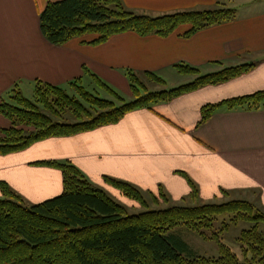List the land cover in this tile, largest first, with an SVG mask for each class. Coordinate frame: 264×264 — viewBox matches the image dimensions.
Returning <instances> with one entry per match:
<instances>
[{
    "label": "crops",
    "instance_id": "obj_1",
    "mask_svg": "<svg viewBox=\"0 0 264 264\" xmlns=\"http://www.w3.org/2000/svg\"><path fill=\"white\" fill-rule=\"evenodd\" d=\"M57 1L61 0H0V103L16 85L21 90L41 81L66 88L84 77V67L131 101L128 72L139 76L149 90L159 92L198 78L180 74L176 68L180 64L198 69L200 76L232 66H256L229 82L132 111L116 124L43 140L0 156V181L36 205L63 192L62 172L39 163L70 162L104 191L121 194L105 183L108 176L132 184L150 198L162 187L172 200H182L192 193L183 175L187 174L198 188L197 199H243L264 212V109L222 108L198 126L204 106L264 91V7L253 10V3L243 4L244 13L234 21L189 39L184 34L191 26L184 25L167 38L127 32L96 46L86 43L98 35L55 46L43 36L40 14L48 3ZM190 1L195 4L169 10L128 9L157 17L226 8L220 0ZM145 73L155 74L166 85L150 81ZM84 82L92 79L85 76ZM9 128L11 122L0 115V129Z\"/></svg>",
    "mask_w": 264,
    "mask_h": 264
},
{
    "label": "trees",
    "instance_id": "obj_2",
    "mask_svg": "<svg viewBox=\"0 0 264 264\" xmlns=\"http://www.w3.org/2000/svg\"><path fill=\"white\" fill-rule=\"evenodd\" d=\"M235 19V11L228 8L150 17L129 10L123 0H61L47 4L40 14V25L43 36L55 46L98 35V39L86 43L96 46L127 32L167 38L184 25L191 26L184 34L189 39L207 28ZM255 66H232L200 76L198 69L180 64L176 66L180 74L198 78L190 84L159 92L149 90L139 76L128 72L131 102L85 67L84 77L70 82L66 88L36 81L32 100L16 85L0 103V115L12 124L9 129H0V156L24 151L43 140L72 137L116 124L132 111L229 82L251 72ZM85 76L105 90L113 101L91 92L85 86ZM145 76L166 85L155 74L145 73ZM222 108L264 109V91L204 106L198 126L204 125ZM39 164L62 172L63 192L58 197L28 206L8 183L0 181V264H264V212L253 202L236 199L222 204L171 206L130 214L127 207L92 184L72 163ZM183 175L192 189L190 197L196 200L198 188L187 174ZM104 181L135 205L149 206L144 193L132 184L108 176ZM222 193L227 194L224 190ZM151 200L156 204L169 202L162 187L158 195L151 194ZM226 214L232 215L230 224L249 222L254 225L240 237L244 262L222 242L221 235L230 228L229 223L222 224L220 233L211 236L206 233L219 216ZM181 226L206 240H215L219 257H185L181 251L188 248L187 244L166 236Z\"/></svg>",
    "mask_w": 264,
    "mask_h": 264
},
{
    "label": "rangeland",
    "instance_id": "obj_3",
    "mask_svg": "<svg viewBox=\"0 0 264 264\" xmlns=\"http://www.w3.org/2000/svg\"><path fill=\"white\" fill-rule=\"evenodd\" d=\"M123 1L127 8L141 7L144 9L154 8L158 10L176 9L178 7L192 6L195 4V1H190V0H123ZM262 2H264V0H220V3L221 4L223 3L224 7L235 10L236 15L238 16L244 13V9L241 5L253 3L252 5L253 10L255 9L260 10L262 7H264V3ZM85 86L91 92L99 94L100 98L113 101L112 97L106 92L99 90L96 84H93L92 82H88L85 84ZM21 92L24 96L28 97L29 99L31 100L34 99L35 84H33V88L25 87L21 89ZM131 99L132 98H129V100ZM105 192L108 195H110V197L113 198L116 202L127 207L130 214H139V213L156 210V209H166L171 206H197L201 204H222L228 201V199H221V198H215V199L208 200V201H202L201 198L197 200H193L190 196L182 200H172L170 196H168V194L166 193V195L169 198V202L156 204L148 196L149 194H144L146 196V199L149 201V206L141 208L137 205L130 204L128 198L126 199L121 194L116 195L114 194V192L109 191V190H106ZM26 205L31 206L32 202L28 200ZM231 217H232L231 214L219 216L214 227L210 230H207L206 233L210 236L213 234L220 233L222 224L229 223V220ZM253 226L254 225L249 222H242L238 225L230 224V228L221 235L222 242L226 246H228L232 250V252L236 254L243 262H244V258L242 255V244L240 243V237L244 230H249ZM166 236L168 238L169 237L179 238L187 244L188 248L181 251V253L185 257H188V258H193V257L217 258L219 257L218 243L215 240H206L202 238L197 232L191 231L185 226H181V227H178L172 230Z\"/></svg>",
    "mask_w": 264,
    "mask_h": 264
}]
</instances>
